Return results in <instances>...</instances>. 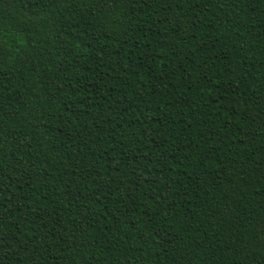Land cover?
<instances>
[{"label":"trees","instance_id":"obj_1","mask_svg":"<svg viewBox=\"0 0 264 264\" xmlns=\"http://www.w3.org/2000/svg\"><path fill=\"white\" fill-rule=\"evenodd\" d=\"M0 264H264V0H0Z\"/></svg>","mask_w":264,"mask_h":264}]
</instances>
